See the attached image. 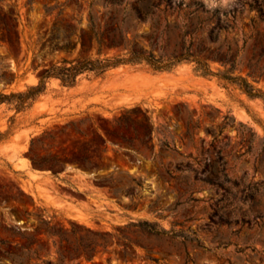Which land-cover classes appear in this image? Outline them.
Masks as SVG:
<instances>
[{
  "label": "rangeland",
  "instance_id": "374dc122",
  "mask_svg": "<svg viewBox=\"0 0 264 264\" xmlns=\"http://www.w3.org/2000/svg\"><path fill=\"white\" fill-rule=\"evenodd\" d=\"M133 1L0 0V15L19 21L12 44L0 39V93L37 84L54 57H76L79 47L35 54L75 41L68 22L89 27L90 12L127 16L148 47L152 32L186 29L183 15L179 28L162 12L158 28L139 21ZM196 1L174 0L182 14ZM199 1L205 34L225 26L201 54L219 70L213 51L235 53L234 73L264 92V0ZM258 59L263 74L249 75ZM17 99L0 101V264H264L263 96L184 60L171 70L86 71L73 85L51 76L25 107ZM146 220L168 232H150Z\"/></svg>",
  "mask_w": 264,
  "mask_h": 264
},
{
  "label": "trees",
  "instance_id": "16d2710c",
  "mask_svg": "<svg viewBox=\"0 0 264 264\" xmlns=\"http://www.w3.org/2000/svg\"><path fill=\"white\" fill-rule=\"evenodd\" d=\"M107 2L108 4L114 5L122 4L124 0H107ZM131 4L135 9V16L139 21H147L150 19L153 21L155 27L158 28L162 22V19L159 17L162 12L166 17V22H172L174 27L179 28L178 20L183 15L186 19L184 23L186 29L184 32L177 34L173 32L176 36H173L174 34L172 32H168V29L166 31L168 36L165 39L163 31L161 36L157 37L152 32L148 34V44L150 45L148 47L145 42L146 35L144 33H131V24H129L130 22L126 18L127 16L120 17L117 12H111L108 17H105V15L96 17L93 12H90L89 27L81 25L79 30H75L70 24V21L68 22V33L76 36L75 41L56 42L50 44L47 50L46 44H42L40 48L41 54H35V57L38 55L45 56L51 51H73L79 47V54L76 57L62 56L60 59H55L54 57L50 65H45L40 70L39 82L37 84L30 85L26 91L18 93H0V101L16 96L18 97L17 106L21 109L27 105L29 100L35 98L45 90L47 79L51 76L59 77L63 84L73 85L76 83L78 76L86 71L102 74L108 69L122 63H145L155 70H171L184 60L193 61L195 70L202 75H217L222 79L237 82L249 95L264 97V92L256 87L247 75L234 73V70L237 68V57L234 56L235 53L223 50L213 51L212 57L219 59L226 66L224 69L219 70H214L209 63L208 56L201 54L200 43L207 39L218 43L221 32L225 27L221 25L220 30L216 32L215 28L212 27L205 34L206 28L204 25L207 23L208 18L202 17L201 14H208L209 10L202 7L204 5L202 1H196L193 10L185 14L176 10V7L181 6L182 2H174V0H136ZM192 5L189 4V6ZM171 7L174 8L170 10ZM170 15L173 16L174 20L170 21ZM4 17L6 19L10 17L12 24L4 26ZM72 18H75V16H72ZM18 24V15L15 12L10 11L7 15L1 14L0 39L12 44L13 39L8 30H14L17 33L19 31ZM55 29H57L56 26ZM52 33L55 34L56 32ZM95 42L97 45V55L89 52L94 47ZM171 42H173L172 46H170ZM104 46L109 49L118 48L120 52L112 55H103L102 51ZM228 64L229 66H227ZM39 65L37 64L36 67ZM248 66L251 68L248 73L249 75L255 76L256 74H263L259 59L255 63L250 62ZM213 173L217 175L216 170ZM206 179L210 181L211 177L209 176ZM145 222L147 223L146 228L150 232L157 234L168 232L166 228L159 227L156 222H149L148 220ZM47 231L50 232V230ZM61 235L65 238L64 234ZM2 241L6 242V240ZM96 245L89 246L87 250L88 255L95 250Z\"/></svg>",
  "mask_w": 264,
  "mask_h": 264
}]
</instances>
